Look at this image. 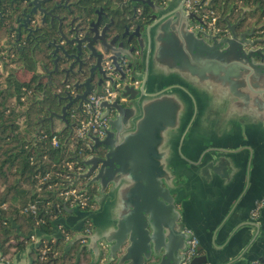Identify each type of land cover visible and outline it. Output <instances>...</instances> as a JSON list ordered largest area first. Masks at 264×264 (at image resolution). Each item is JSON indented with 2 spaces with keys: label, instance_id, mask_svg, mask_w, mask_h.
Wrapping results in <instances>:
<instances>
[{
  "label": "water",
  "instance_id": "95a60500",
  "mask_svg": "<svg viewBox=\"0 0 264 264\" xmlns=\"http://www.w3.org/2000/svg\"><path fill=\"white\" fill-rule=\"evenodd\" d=\"M130 1L147 9L149 20L134 33V48L116 45L108 31L102 41L103 52L110 55L108 60L119 80L125 76L128 80L115 89L124 101L118 98L99 106L108 126L103 139L90 137L87 148L91 153L102 149L103 155L91 154L81 161L85 171L73 180H87L97 186L94 202L99 209L81 212L63 206L66 214L80 216L82 222L89 219L94 230L82 235V228H75L64 253L85 241L76 254L77 262L84 251L90 257L89 264H99L101 258L105 264H144L145 260L149 264H180L189 238L194 237L184 217L183 203L180 208L185 193L178 180L180 161L186 160L181 152L183 138L189 130L197 134L192 126L195 116L199 120L205 117L199 130L210 131L206 125H215L226 133L244 127L264 144V48L246 50L242 45L263 43V38L246 40L249 32L262 25L252 26L238 38L235 29L242 14L234 24L226 23L231 37L221 39L217 33L202 30L204 21L194 4L195 11L186 8V0H167L165 4L158 0ZM201 1L200 5L205 0ZM78 18L79 28L69 31L65 41L69 48L60 58L61 72L70 76L74 69H96L98 60L92 46L104 33V29H94L97 23L82 21L84 12ZM86 94L83 90L70 99L65 92L62 100L67 103L60 113L49 112L40 123L49 121L52 127L55 117L65 124L70 137L73 129L66 112L73 104L81 111ZM216 160L202 165L205 179H210V171L220 175L229 163L226 157ZM214 260L206 252L192 256L188 264H212ZM240 260L244 259L224 264ZM256 263L264 264V256L241 264Z\"/></svg>",
  "mask_w": 264,
  "mask_h": 264
},
{
  "label": "flooded vegetation",
  "instance_id": "af4514ba",
  "mask_svg": "<svg viewBox=\"0 0 264 264\" xmlns=\"http://www.w3.org/2000/svg\"><path fill=\"white\" fill-rule=\"evenodd\" d=\"M164 1L167 0H158L159 4ZM191 1L204 23L210 16L215 19L216 25L219 21L222 26L216 27L218 37L221 39L231 37L226 27L227 22L234 24L243 14L238 26L240 28L243 22L248 21L250 15L256 14L260 9L258 4L250 1L245 5L241 0H205L201 5V0ZM82 12L85 13L82 21L97 23L94 29L97 31L104 29V33L97 36L99 40L92 46L93 56L98 60L96 69L88 67L80 71L74 69V74L70 76L61 72L63 65L60 58L62 52L69 48L65 43L68 41L69 31H77L79 28L78 16ZM148 20L149 11L130 0H0V94L7 95L11 89L15 92L12 110L16 120L20 119L23 124L34 117L38 124L34 137L47 130L50 133H69V130L65 129V124L55 117H52V127L49 121L42 123L40 121L46 119L49 112L60 113V108L67 103L66 100H62L66 97L65 92L71 96L70 99H74L86 90L83 106L90 101L93 94L105 86L114 90L125 86L128 78L125 76L124 80H119L120 75L115 72L110 65L111 61L108 60L110 55L103 52L102 41L105 40L108 31L110 37L115 38L116 45L122 44L127 49L134 48L136 47L134 33L138 28L144 27ZM260 25L263 27L264 23L258 25L253 23L244 30L236 28L235 33L240 38L244 31H250L252 26ZM261 28L254 33L249 32L246 40L264 39ZM242 45L246 50L264 48V42ZM4 103H7V100ZM41 107L42 111L33 116L35 108ZM5 108V112L9 113L7 106ZM47 108L51 110L47 111ZM79 117L81 111L73 104L66 112V119L69 125H72V129ZM103 153L102 149H98L91 154L100 156ZM97 189L96 186L94 190L97 192ZM86 222L91 221H83L81 228ZM103 251L105 252L104 247ZM198 255H201L199 245L194 253V256ZM105 262L104 258H101L99 264ZM144 264H149V260H145Z\"/></svg>",
  "mask_w": 264,
  "mask_h": 264
},
{
  "label": "crops",
  "instance_id": "0c3cea01",
  "mask_svg": "<svg viewBox=\"0 0 264 264\" xmlns=\"http://www.w3.org/2000/svg\"><path fill=\"white\" fill-rule=\"evenodd\" d=\"M204 118L195 116L192 126L197 134L189 130L182 141L186 160L180 161L178 183L185 196L180 208L183 203L185 220L201 255L207 252L216 260L212 264L231 263L239 257L256 261L264 256V144L244 127L226 133L215 125H206L210 131L199 130ZM217 157H226L229 165L220 175L210 171V179H205L202 165L216 162ZM98 209L95 204L89 212ZM81 222L80 216L70 214L55 221L73 231ZM9 264H29L28 252L19 253Z\"/></svg>",
  "mask_w": 264,
  "mask_h": 264
},
{
  "label": "trees",
  "instance_id": "16d2710c",
  "mask_svg": "<svg viewBox=\"0 0 264 264\" xmlns=\"http://www.w3.org/2000/svg\"><path fill=\"white\" fill-rule=\"evenodd\" d=\"M241 1L243 5L249 1L258 4L260 9L257 15H250L239 30L249 28L253 23H264V0ZM216 26L222 25L218 21ZM261 30L264 32V26ZM0 98V259L9 263L19 253L27 251L29 264H89L90 257L84 251L77 262L80 242L64 253V247L75 231L63 226V233L55 235L56 219L66 215L58 192L62 188L61 184L69 185L68 180L58 179L56 175H70L63 164L66 161L80 164L91 155L89 149L69 146L73 142L70 139L64 144L68 134L53 133L62 141L58 148L51 145L52 136L48 130L34 137L38 127L35 118L24 122L21 129L12 108L4 103L6 100L13 101L15 92L11 89L7 95L0 94ZM6 106L9 113L5 112ZM41 111L42 107L35 108L33 116ZM48 172L53 181L47 182L57 183L51 189L39 184L41 175ZM39 187L41 190L38 191ZM94 191L88 188L86 193L93 198ZM28 204L36 205L34 214L23 211ZM36 233L42 238L33 245L31 236ZM44 250L45 253H42Z\"/></svg>",
  "mask_w": 264,
  "mask_h": 264
},
{
  "label": "built area",
  "instance_id": "2783aa9c",
  "mask_svg": "<svg viewBox=\"0 0 264 264\" xmlns=\"http://www.w3.org/2000/svg\"><path fill=\"white\" fill-rule=\"evenodd\" d=\"M166 1L163 2L165 4ZM185 6L188 10L195 11V7L191 0L185 1ZM214 18H208L205 21V30L212 34L218 32L216 24L214 22ZM120 93L117 90L110 88L109 86H105L102 90L92 95L89 102H86L82 106L81 117L76 120L74 124V129L70 137H67L64 144L67 143L68 139L74 140L76 144L84 143L87 147V143L90 142V137H95L98 139H103L105 136V130L107 129V120L101 118L102 110L99 109V106L102 102L112 103L116 99H120V101H124L121 98ZM51 145L54 148H58L62 141H60L56 136L51 134ZM46 137V136H45ZM70 146H74L71 144ZM67 174H57L56 177L58 179L68 180L69 185L61 184L62 188L58 192L59 199L63 202V206L67 208H78L80 211L89 212L95 208V202L93 198L86 193L87 185L83 183V180H78L76 183H73L75 176L83 173L85 171V167L81 164L74 163L72 161H66L64 164ZM53 181L50 179V173H45L41 175L39 180L40 185H47L48 189H51L53 186H56L57 183L47 182ZM83 183V184H82ZM83 186V187H82ZM37 190H41V187L37 188ZM37 208L35 204H28L23 208L25 213L36 212ZM256 212L253 211L252 215H256ZM85 221H90L89 219ZM92 224L91 222H86L84 227L81 229L82 235H90L92 233ZM63 225H55V235L60 236L63 233ZM42 235L36 233L31 236V240L36 245L40 242ZM48 238V237H47ZM68 238V237H67ZM49 239V238H48ZM81 244L85 243V241H80ZM198 247V240L195 237L189 238L187 242V250L185 252V258L181 264H188L191 257L194 256L196 249ZM45 253V250L42 252ZM0 264H9L7 261L0 259Z\"/></svg>",
  "mask_w": 264,
  "mask_h": 264
},
{
  "label": "rangeland",
  "instance_id": "374dc122",
  "mask_svg": "<svg viewBox=\"0 0 264 264\" xmlns=\"http://www.w3.org/2000/svg\"><path fill=\"white\" fill-rule=\"evenodd\" d=\"M258 13H256V15H257ZM2 98H0V100H1ZM14 101H12V100H10L9 102H7L6 103V105L8 106V107H11L12 109H13V107H14ZM7 107V108H8ZM17 122H18V125H22V122H20V119L18 120H16ZM21 129H22V126H21ZM58 131V130H57ZM64 134H68V133H64ZM73 142L71 143V144H73L74 146L73 147H75V148H78V149H82V147H86L85 145H84V143H78V144H76V142L74 141V140H72ZM70 144V143H69ZM70 146V145H69ZM70 150V147L68 148V151ZM67 151V152H68ZM89 153H91V152H89ZM83 183H85V185H87V187L89 188V189H94L95 187H96V185H95V187H94V185L93 184H88V181L87 180H83ZM82 183V184H83ZM87 188V189H88ZM96 195H97V192H95L94 191V193H93V201H94V199H95V197H96Z\"/></svg>",
  "mask_w": 264,
  "mask_h": 264
}]
</instances>
